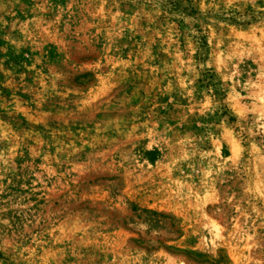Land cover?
Returning a JSON list of instances; mask_svg holds the SVG:
<instances>
[{
    "label": "rangeland",
    "instance_id": "obj_1",
    "mask_svg": "<svg viewBox=\"0 0 264 264\" xmlns=\"http://www.w3.org/2000/svg\"><path fill=\"white\" fill-rule=\"evenodd\" d=\"M0 264H264V0H0Z\"/></svg>",
    "mask_w": 264,
    "mask_h": 264
}]
</instances>
